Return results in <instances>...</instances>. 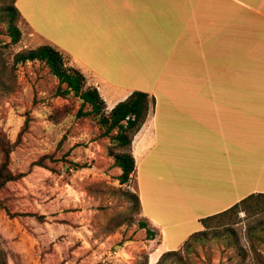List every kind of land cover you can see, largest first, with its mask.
I'll return each mask as SVG.
<instances>
[{
	"label": "crops",
	"instance_id": "0c3cea01",
	"mask_svg": "<svg viewBox=\"0 0 264 264\" xmlns=\"http://www.w3.org/2000/svg\"><path fill=\"white\" fill-rule=\"evenodd\" d=\"M25 5L67 36L46 34L52 43L122 92L113 107L135 90L155 96L133 140L149 226L202 229L201 218L264 193V0Z\"/></svg>",
	"mask_w": 264,
	"mask_h": 264
},
{
	"label": "rangeland",
	"instance_id": "374dc122",
	"mask_svg": "<svg viewBox=\"0 0 264 264\" xmlns=\"http://www.w3.org/2000/svg\"><path fill=\"white\" fill-rule=\"evenodd\" d=\"M25 2L16 5L28 25L20 24L22 39L12 45L0 0V138L11 144L10 167L18 175L0 191L8 208H0V255L9 264H159L176 250L160 264H264V212H241L232 228L212 229L190 244L188 238L201 229L196 221L150 238L129 195L138 193L135 173L127 184L119 183L111 141L100 138L92 122L75 117L76 101L54 97L57 82L44 63L14 64L19 51L52 43L46 34L58 41L67 37L41 24ZM66 54L89 85L100 86L109 113L122 92ZM70 102L74 113L55 124L50 115ZM211 128L187 123L184 131H215ZM72 161L89 167L74 169Z\"/></svg>",
	"mask_w": 264,
	"mask_h": 264
},
{
	"label": "trees",
	"instance_id": "16d2710c",
	"mask_svg": "<svg viewBox=\"0 0 264 264\" xmlns=\"http://www.w3.org/2000/svg\"><path fill=\"white\" fill-rule=\"evenodd\" d=\"M16 2L17 0H4V6L1 7L4 12L7 34L11 38L12 45L19 44L22 39L23 31L20 24L25 23L28 25ZM1 22L2 18L0 17V24ZM1 33L2 30L0 29ZM29 34L37 39V35L30 28ZM28 62H41L48 67L49 72L57 82L53 89L54 97L76 101L79 104L75 113L72 102L58 107L50 115L51 120L55 124H60L65 118L74 113L76 118L89 120L97 126L99 137L107 138L112 143L109 154L113 157L115 166L121 170L116 179L121 184H127L136 170L133 140L145 124L149 112L155 106V96L147 91L135 90L107 113V104L99 89L87 83L85 75L71 65V57L55 44L43 42L36 47L23 49L14 56L15 65ZM12 150L9 141L5 137H1L0 191L18 177L10 167ZM71 165L77 170L89 167L87 163L73 161ZM129 195L134 202V213H140L142 204L139 194L130 191ZM0 208L8 209L1 196ZM241 212L247 214L264 212V193H252L220 213L201 218L202 229L191 234L186 244L207 238L212 229L232 228L231 226L238 222ZM140 226L146 230L150 238H154L157 234V230L149 226L145 219L140 221ZM123 244L124 241H121L120 245ZM176 252V250L166 252L161 257L159 264L165 262L169 255ZM0 264H9L2 255H0Z\"/></svg>",
	"mask_w": 264,
	"mask_h": 264
},
{
	"label": "bare ground",
	"instance_id": "6f19581e",
	"mask_svg": "<svg viewBox=\"0 0 264 264\" xmlns=\"http://www.w3.org/2000/svg\"><path fill=\"white\" fill-rule=\"evenodd\" d=\"M159 253V252H158ZM154 254V253H153ZM157 255V254H156ZM156 261V260H155ZM151 264H152V262H151Z\"/></svg>",
	"mask_w": 264,
	"mask_h": 264
}]
</instances>
